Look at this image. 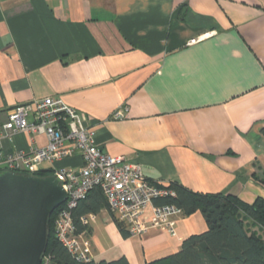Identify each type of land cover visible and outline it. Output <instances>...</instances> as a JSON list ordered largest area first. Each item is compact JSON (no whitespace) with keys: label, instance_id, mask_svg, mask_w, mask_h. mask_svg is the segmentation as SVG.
<instances>
[{"label":"crops","instance_id":"0c3cea01","mask_svg":"<svg viewBox=\"0 0 264 264\" xmlns=\"http://www.w3.org/2000/svg\"><path fill=\"white\" fill-rule=\"evenodd\" d=\"M47 97L85 115L96 144L148 182L264 199V0H0V138L11 110ZM46 145L1 138L4 152ZM82 165L77 154L40 170ZM123 225L128 237L108 208L94 216V262L147 264L208 229L200 211L176 218L175 235Z\"/></svg>","mask_w":264,"mask_h":264},{"label":"built area","instance_id":"2783aa9c","mask_svg":"<svg viewBox=\"0 0 264 264\" xmlns=\"http://www.w3.org/2000/svg\"><path fill=\"white\" fill-rule=\"evenodd\" d=\"M125 111V108L119 109L113 118L123 119ZM31 117L32 122L29 121ZM86 119L60 97H47L17 106L10 111L7 122L2 126L1 138L17 132L44 135L47 145L34 149L31 154L4 152L0 138V173L28 172L33 175L45 162L55 164L73 155L81 156L83 165L80 170H53V176L67 193L55 220V236L79 262H92L93 257L86 235L77 233L72 214L78 204L97 188L105 197L110 214L127 225L133 235L155 228L175 235V220L183 215L182 210L174 204H157L175 197V192L168 186L148 182L140 165L103 151L96 144L95 133L90 131ZM94 216L84 217L83 223L90 226ZM40 264H54L53 257L44 254Z\"/></svg>","mask_w":264,"mask_h":264},{"label":"trees","instance_id":"16d2710c","mask_svg":"<svg viewBox=\"0 0 264 264\" xmlns=\"http://www.w3.org/2000/svg\"><path fill=\"white\" fill-rule=\"evenodd\" d=\"M261 133L264 137V128ZM21 174L31 175L28 172ZM31 176H53V173L40 170ZM168 187L175 192V197L158 201L157 204H174L182 210L183 215L200 211L206 219L208 229L184 240L177 253L147 264H264L263 198L248 204L234 194H200L176 183ZM107 207L102 192L98 188L91 191L73 211L72 217L77 233L87 235L90 226L85 225L82 219L96 215ZM60 209L61 207L53 212L48 223L45 254L53 257L54 264H130L125 258L99 263L75 260L55 236V220ZM113 219L122 234L128 237L129 233L123 223L114 217ZM255 228L258 230H254Z\"/></svg>","mask_w":264,"mask_h":264},{"label":"water","instance_id":"95a60500","mask_svg":"<svg viewBox=\"0 0 264 264\" xmlns=\"http://www.w3.org/2000/svg\"><path fill=\"white\" fill-rule=\"evenodd\" d=\"M66 199L54 176L0 173V264H40L50 216Z\"/></svg>","mask_w":264,"mask_h":264},{"label":"rangeland","instance_id":"374dc122","mask_svg":"<svg viewBox=\"0 0 264 264\" xmlns=\"http://www.w3.org/2000/svg\"><path fill=\"white\" fill-rule=\"evenodd\" d=\"M260 232V231H259Z\"/></svg>","mask_w":264,"mask_h":264}]
</instances>
